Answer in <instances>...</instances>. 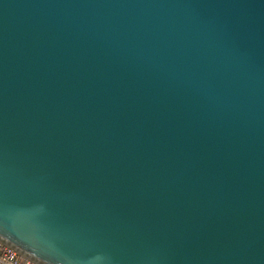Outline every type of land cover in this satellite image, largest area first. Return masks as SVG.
<instances>
[{"label":"water","instance_id":"95a60500","mask_svg":"<svg viewBox=\"0 0 264 264\" xmlns=\"http://www.w3.org/2000/svg\"><path fill=\"white\" fill-rule=\"evenodd\" d=\"M0 241L264 264V0H0Z\"/></svg>","mask_w":264,"mask_h":264},{"label":"built area","instance_id":"2783aa9c","mask_svg":"<svg viewBox=\"0 0 264 264\" xmlns=\"http://www.w3.org/2000/svg\"><path fill=\"white\" fill-rule=\"evenodd\" d=\"M0 264H37L20 252L0 241Z\"/></svg>","mask_w":264,"mask_h":264}]
</instances>
